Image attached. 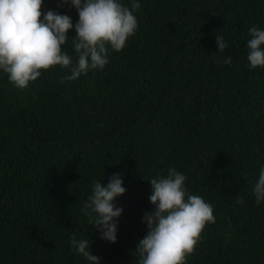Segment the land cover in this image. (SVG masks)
I'll return each mask as SVG.
<instances>
[{
	"label": "trees",
	"instance_id": "obj_1",
	"mask_svg": "<svg viewBox=\"0 0 264 264\" xmlns=\"http://www.w3.org/2000/svg\"><path fill=\"white\" fill-rule=\"evenodd\" d=\"M136 2L138 28L121 52L108 48L103 70L66 81L57 66L24 90L0 70V264H89L73 236L89 239L100 264H136L145 214L156 210L147 181L170 168L214 210L187 264H264V202L253 194L264 168V68L247 59L264 0ZM49 10L73 22L63 50L75 63L78 12L44 0ZM227 57L231 65L216 62ZM116 174L126 194L114 201L123 212L113 244L81 209L92 182L106 187Z\"/></svg>",
	"mask_w": 264,
	"mask_h": 264
},
{
	"label": "clouds",
	"instance_id": "obj_2",
	"mask_svg": "<svg viewBox=\"0 0 264 264\" xmlns=\"http://www.w3.org/2000/svg\"><path fill=\"white\" fill-rule=\"evenodd\" d=\"M43 3L44 0H0V70L19 90L27 89L30 82L57 66L70 71L64 77L66 81L77 80L89 69L103 70L109 62L108 48L121 52L138 28L134 12L141 6L136 0H132L131 9L119 0H60L61 5L74 7L79 16L76 37L72 38L77 57L74 63L63 50L73 29L71 18L51 10L44 13ZM248 36L247 59L253 69L264 68V30L253 26ZM217 45L219 53L228 47L222 36H217ZM216 62L231 65L232 60L227 57ZM185 181L186 177L175 168H170L166 177L147 181L153 188L149 199L156 210L145 214L148 232L135 250L136 264H187L205 227L215 223L212 205L198 195L187 194ZM125 194L119 174L106 187L101 181H93L91 194L81 209L88 223L102 233L101 239L113 244L117 242L116 221L123 212L114 206V201ZM253 194L257 204L264 202V168L259 171ZM70 244L89 264H100L90 252L89 239L73 236Z\"/></svg>",
	"mask_w": 264,
	"mask_h": 264
}]
</instances>
